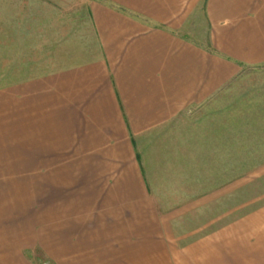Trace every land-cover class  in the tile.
Masks as SVG:
<instances>
[{
    "label": "crops",
    "instance_id": "crops-1",
    "mask_svg": "<svg viewBox=\"0 0 264 264\" xmlns=\"http://www.w3.org/2000/svg\"><path fill=\"white\" fill-rule=\"evenodd\" d=\"M69 2L73 22L29 45L0 86V183L30 186L1 212L33 217L3 221L0 263L37 264L27 252L40 249L55 264H264V206L197 234L224 213L194 227L187 216L209 210L223 186L166 209L169 187L154 190L148 168L149 157L176 163L178 141L158 146L167 126L264 66V0ZM201 5L207 27L194 40L181 30ZM188 173L178 180H199Z\"/></svg>",
    "mask_w": 264,
    "mask_h": 264
},
{
    "label": "rangeland",
    "instance_id": "rangeland-1",
    "mask_svg": "<svg viewBox=\"0 0 264 264\" xmlns=\"http://www.w3.org/2000/svg\"><path fill=\"white\" fill-rule=\"evenodd\" d=\"M69 1L75 0H0V86L7 83L8 78L13 79L10 75L14 68L10 67L14 61L20 67L21 58L29 53V45L33 50L39 49L38 44L44 47L54 40L53 36L61 35L64 26L73 22L76 16H68L75 13ZM196 12L181 33L191 39L202 40L207 27L202 5ZM83 27L79 22L74 29ZM167 127H171V132L162 134L158 146L167 148L172 141H178V144L186 141V144L178 152V144L174 143V166L169 163L172 160L165 162L155 160L154 157L151 160L148 158V168L151 173L153 169L156 179L159 177L156 182H151L152 188L165 189L167 185L171 193L163 197V207L167 209L178 206L189 197L208 192L216 185L223 186H220L223 198L213 200L214 204L208 205L209 210L187 216L193 217L190 219L191 225H188L190 221L187 225L194 227L211 214L216 216L218 212L224 213L213 224L197 233L203 234L264 206V66L243 68L239 77L209 106L197 109L191 115H181L178 121ZM207 142L213 149L207 147V151L196 152L195 148ZM166 152L168 155L172 153L169 149ZM185 167H188L189 173L185 172ZM173 169L178 177L175 176L171 182L161 181L162 176L170 180L169 175ZM180 171L181 174L188 173L193 177L197 175L199 180L180 182ZM29 189V183H0V207L15 206L26 201L29 199ZM7 191L15 195L21 193L10 199L9 196L4 197ZM43 216L36 215L39 219ZM11 217L18 225L29 223L33 218L1 212L0 208V234L7 233L4 222L8 223ZM4 238L8 239L0 236V243ZM27 254L37 264H55L40 249Z\"/></svg>",
    "mask_w": 264,
    "mask_h": 264
}]
</instances>
